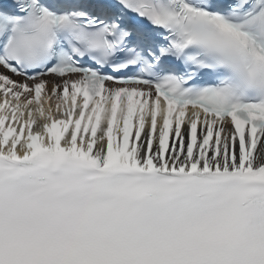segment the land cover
Segmentation results:
<instances>
[{"label":"snow or ice","instance_id":"snow-or-ice-1","mask_svg":"<svg viewBox=\"0 0 264 264\" xmlns=\"http://www.w3.org/2000/svg\"><path fill=\"white\" fill-rule=\"evenodd\" d=\"M0 264H264V0H0Z\"/></svg>","mask_w":264,"mask_h":264}]
</instances>
